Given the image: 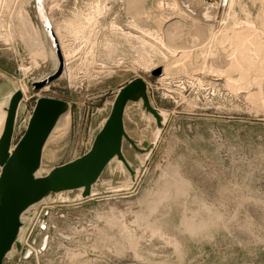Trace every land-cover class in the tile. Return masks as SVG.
I'll return each instance as SVG.
<instances>
[{
	"label": "rangeland",
	"instance_id": "rangeland-1",
	"mask_svg": "<svg viewBox=\"0 0 264 264\" xmlns=\"http://www.w3.org/2000/svg\"><path fill=\"white\" fill-rule=\"evenodd\" d=\"M43 2L64 69L36 91L31 77L58 66L54 47L35 0H0V100L20 78L29 87L13 142L39 96L73 102L42 174L86 152L133 78L166 121L158 133L130 103L126 132L154 142L147 155L124 142L136 181L114 159L91 197L73 190L35 204L22 232L28 256L3 264H264V0Z\"/></svg>",
	"mask_w": 264,
	"mask_h": 264
},
{
	"label": "water",
	"instance_id": "water-1",
	"mask_svg": "<svg viewBox=\"0 0 264 264\" xmlns=\"http://www.w3.org/2000/svg\"><path fill=\"white\" fill-rule=\"evenodd\" d=\"M41 2L35 0V5L39 7ZM42 26L52 38L58 66L51 75L31 84L36 91L51 84L64 69L62 51L52 25L42 23ZM161 73L162 69L157 68L151 75L157 77ZM22 99L21 90L16 88L2 107L5 117L0 133V264L11 252L28 256L21 233L26 225L25 217L35 204L73 190H80L82 199L91 197L102 173L114 159L129 172L132 183L136 181L137 172L123 154L124 142L137 154L150 153L154 142L139 143L126 132L124 118L130 103L138 104L143 114L152 116L158 133L164 129L166 121L164 112L150 100L147 82L141 77L133 78L116 92L110 111L100 129L94 132L86 152L42 174L46 143L70 112L71 104L65 99L39 96L21 136L13 142Z\"/></svg>",
	"mask_w": 264,
	"mask_h": 264
},
{
	"label": "bare ground",
	"instance_id": "bare-ground-1",
	"mask_svg": "<svg viewBox=\"0 0 264 264\" xmlns=\"http://www.w3.org/2000/svg\"><path fill=\"white\" fill-rule=\"evenodd\" d=\"M44 0H42V2H41V5L39 6V7H37L36 5H35V8H36V15H37V18L40 20V22H42L43 24L44 23H46V24H49L50 23V25H51V22H50V19H49V17H48V15H47V13H46V10H45V7H44V2H43ZM41 23V24H42ZM45 32H46V34L48 35V37H49V39H50V43H51V45L54 47V44H53V42H52V38L50 37V34L45 30ZM186 42V41H185ZM54 51H55V47H54ZM180 52V51H179ZM184 51H182L181 52V55H182V53H183ZM178 56V55H177ZM177 59V58H176ZM179 59V58H178ZM177 61V60H176ZM178 64H180V62L178 63ZM166 68L167 67H165V68H163L162 69V73L166 70ZM199 75V74H198ZM17 88L18 89H20L21 90V92H22V94H23V99H22V101H21V103L24 101V98L26 97V93H27V90H28V88L26 87V85H25V82H24V79L23 78H20V79H18V82H17ZM47 88V86L45 87V89ZM237 88V87H236ZM41 90V89H40ZM238 90V89H237ZM11 94V93H10ZM10 94H8L7 96H6V98H4V99H2L1 100V102H0V124H2L3 123V121H4V117H5V111L2 109V107H3V103H7L8 102V99H9V97H10ZM248 97V96H247ZM21 103H20V105H21ZM145 155H147V154H145ZM42 170V169H41ZM94 194V191H92V195ZM23 232V231H22ZM21 237H22V233H21Z\"/></svg>",
	"mask_w": 264,
	"mask_h": 264
},
{
	"label": "crops",
	"instance_id": "crops-1",
	"mask_svg": "<svg viewBox=\"0 0 264 264\" xmlns=\"http://www.w3.org/2000/svg\"><path fill=\"white\" fill-rule=\"evenodd\" d=\"M116 92L117 91H115V94H116ZM114 94V95H115ZM46 96H52V95H46ZM52 97H56V96H52ZM56 98H60V97H56ZM61 99H65V100H67V101H69L70 102V104H71V107H72V101L70 100V99H68V98H63V97H61ZM110 105H111V103H110ZM107 115H108V113L101 119V121H100V124H99V127L97 128V130L95 131V133L100 129V127H101V125H102V123H103V121H104V119L107 117ZM27 121V120H26ZM25 127V126H24ZM94 136V135H93ZM93 136H92V138H93Z\"/></svg>",
	"mask_w": 264,
	"mask_h": 264
},
{
	"label": "built area",
	"instance_id": "built-area-1",
	"mask_svg": "<svg viewBox=\"0 0 264 264\" xmlns=\"http://www.w3.org/2000/svg\"><path fill=\"white\" fill-rule=\"evenodd\" d=\"M37 78L36 77H31V80H29L30 81V83L32 84L34 81H39V80H41V79H39V80H36ZM29 117V115L25 118V120L24 121H26L27 120V118ZM24 246V245H23Z\"/></svg>",
	"mask_w": 264,
	"mask_h": 264
}]
</instances>
